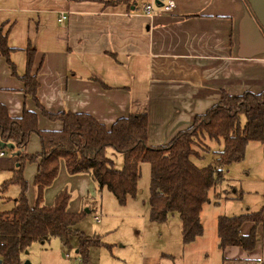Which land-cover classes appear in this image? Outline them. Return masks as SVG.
Wrapping results in <instances>:
<instances>
[{
    "label": "crops",
    "instance_id": "1",
    "mask_svg": "<svg viewBox=\"0 0 264 264\" xmlns=\"http://www.w3.org/2000/svg\"><path fill=\"white\" fill-rule=\"evenodd\" d=\"M151 1L0 0V26L15 48L10 59L19 76L26 70L25 49H35L36 95L46 110L88 113L107 127L121 116L146 112L147 143L158 146L222 93L264 90L258 26L264 28V0H247L258 24L243 0H173L170 12L148 18L142 9ZM60 11L66 14L62 22ZM0 102L13 117L36 108L1 55ZM38 126L59 129L61 122L39 113ZM33 135L36 149L29 152L36 153L40 145ZM258 245L263 264V241L254 249ZM228 247L235 249L226 253L231 264L254 251L223 249Z\"/></svg>",
    "mask_w": 264,
    "mask_h": 264
},
{
    "label": "trees",
    "instance_id": "2",
    "mask_svg": "<svg viewBox=\"0 0 264 264\" xmlns=\"http://www.w3.org/2000/svg\"><path fill=\"white\" fill-rule=\"evenodd\" d=\"M243 2L258 24L249 2ZM258 26L264 36L263 26ZM6 33L1 25L0 55L5 58L11 74L21 79L24 95L31 98L36 108H24L19 116L13 117L0 102V140L14 145L9 149L11 153L19 151L13 156L17 161L13 176L3 185L13 182L20 188L13 207L0 212L1 264H21L24 251L34 241L44 242L56 237L66 245L68 237L73 234L78 237L76 250L81 262L88 264V249L96 246L98 240L74 227L81 213L67 208L69 194L60 191L52 204L43 201L44 190L56 178L61 165L68 174H88L99 188L106 187L119 203L124 204L128 197L136 194L140 163L147 161L150 164V219L162 222L168 213H176L181 222L183 245H189L200 237L203 233L201 210L210 201L212 193L219 202L221 197L217 195L224 180L223 169L243 158L248 142L264 144V90H247L240 94L224 92L167 143L151 146L147 143L146 112L121 116L107 127L88 113L46 110L36 95L39 82L37 70L33 71L35 49L30 45L25 49L26 70L19 76L10 59L15 48L8 46ZM39 113L48 120L60 121L61 127L41 129L38 126ZM33 134L38 137L40 149L36 153H28L26 147ZM212 139L222 140V149L214 151V160L210 164L196 165L193 159L208 150V142ZM108 148L123 156L121 169L113 167V161L107 155ZM26 161L36 166L33 178L36 193L32 203L26 196L28 183L23 176ZM263 219L260 211L219 215V246L222 249L238 246L244 251L253 250L258 242L257 227ZM248 222L251 227L244 234L241 227Z\"/></svg>",
    "mask_w": 264,
    "mask_h": 264
},
{
    "label": "rangeland",
    "instance_id": "3",
    "mask_svg": "<svg viewBox=\"0 0 264 264\" xmlns=\"http://www.w3.org/2000/svg\"><path fill=\"white\" fill-rule=\"evenodd\" d=\"M243 122L241 117V124ZM32 140L26 147L28 153L36 149ZM222 145V140H209L208 150L193 159L195 164H210L214 160V151L221 150ZM37 149H40L39 146ZM107 155L114 168L123 167L121 154L108 148ZM14 157L9 149L0 157V212L11 209L20 192L19 186L13 182L7 183L6 188L3 185L13 176L17 165ZM61 166L56 178L44 190L43 201L52 204L60 191L69 194L67 208L81 213L74 227L98 240L96 246L88 249V264H231L232 260L227 259L226 253L232 250L229 255H233L235 249L228 247L225 250L219 246L217 217L260 211L264 218V144L261 142H248L243 158L223 169L224 180L217 195L221 198L216 202L214 193L211 194L210 201L200 213L203 233L188 246L183 245L181 222L176 213H168L162 222L150 219V164L147 161L140 163L136 194L128 197L124 204L119 203L106 187L99 188L88 174L71 175ZM35 169L33 162L24 163L23 176L28 183L26 196L30 203L36 193L33 185ZM244 228H248L247 223L243 224ZM257 231L258 243L263 241L264 245V219ZM77 246L78 237L75 234L68 237L66 245L56 237L44 242L34 241L22 260L28 259L31 264H82ZM252 252L245 253L239 263L253 260L251 264H261L260 257H256L261 256V246L258 245ZM262 258L264 260V248Z\"/></svg>",
    "mask_w": 264,
    "mask_h": 264
},
{
    "label": "built area",
    "instance_id": "4",
    "mask_svg": "<svg viewBox=\"0 0 264 264\" xmlns=\"http://www.w3.org/2000/svg\"><path fill=\"white\" fill-rule=\"evenodd\" d=\"M175 6V3L173 0H163L161 4H156L154 0H152L149 3H146L143 6L142 14H144L148 18H152L154 14L158 11H164V12H170ZM66 18V14L64 11H60L58 13L57 21L62 22ZM4 152L0 150V156H2ZM96 221L99 220V218L95 217Z\"/></svg>",
    "mask_w": 264,
    "mask_h": 264
},
{
    "label": "water",
    "instance_id": "5",
    "mask_svg": "<svg viewBox=\"0 0 264 264\" xmlns=\"http://www.w3.org/2000/svg\"><path fill=\"white\" fill-rule=\"evenodd\" d=\"M162 1L163 0H154V2L156 3V4H161L162 3ZM14 148V145L12 144V143H5V142H3V141H1L0 140V150H4V149H13ZM13 156L14 155H18L19 154V151H14V152H12L11 153ZM28 253V251L27 250H25L24 251V254H27ZM0 264H1V262H0ZM21 264H31V262L28 260V259H24L23 261H22V263Z\"/></svg>",
    "mask_w": 264,
    "mask_h": 264
}]
</instances>
